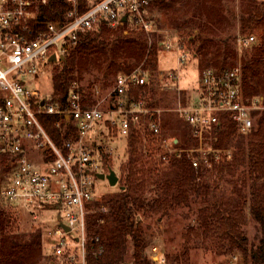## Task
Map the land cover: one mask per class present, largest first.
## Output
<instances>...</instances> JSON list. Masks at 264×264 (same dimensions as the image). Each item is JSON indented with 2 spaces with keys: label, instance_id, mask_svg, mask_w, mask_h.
<instances>
[{
  "label": "built area",
  "instance_id": "obj_1",
  "mask_svg": "<svg viewBox=\"0 0 264 264\" xmlns=\"http://www.w3.org/2000/svg\"><path fill=\"white\" fill-rule=\"evenodd\" d=\"M153 1L63 0L64 12L48 20L42 9L49 0H0V152L13 157L12 172L0 195L9 203L50 204L60 212L57 219L68 231L59 224L56 226L53 234L59 240L48 246V253L66 256L64 264H86L87 207L94 200L96 174L102 167L104 154L87 146L85 140L96 133L106 114L98 106L85 105L75 84L63 108L30 89V78L38 76L40 66L52 63L49 61L52 55L58 60L68 54L75 49L80 35L102 24L110 27L127 24L151 35L157 30L148 15ZM254 40L253 36H247L238 38V43L248 45ZM159 49L170 65L162 73L167 81L163 89L180 90V70L191 53L170 35L160 39ZM149 84V73L142 67L115 78L109 92L107 120L119 135L127 136L143 120L154 136L160 135L159 114L147 102ZM262 101L260 96L245 100L240 65L204 68L191 98L186 103L178 100L175 107L178 116L190 126L194 144L184 148L177 145L176 138L163 140L159 158L167 161L184 156L194 169L204 165L203 162L211 166L219 163L225 159L224 154H230L225 147L216 145V128L226 117L237 134L248 133L253 126V113L264 109ZM41 116H56L53 125L57 128L65 116L76 130L77 139L57 145ZM32 149L40 153V161L29 157ZM107 210L102 205L94 211ZM94 241L98 242L99 237ZM101 252L98 247L97 253Z\"/></svg>",
  "mask_w": 264,
  "mask_h": 264
},
{
  "label": "trees",
  "instance_id": "obj_2",
  "mask_svg": "<svg viewBox=\"0 0 264 264\" xmlns=\"http://www.w3.org/2000/svg\"><path fill=\"white\" fill-rule=\"evenodd\" d=\"M189 1L154 0L151 6L153 5V8L161 11L175 4H180L182 7L187 6ZM193 1L195 4L196 1ZM209 1L217 5L220 0ZM65 9L66 4L63 0H49L48 5L42 9V15H45L48 20H53L58 13L62 14ZM149 17L152 19L155 28L161 29L154 18L150 15ZM238 17L242 33L256 26L262 27L264 30V0H240ZM210 25L214 26L215 24L208 21L207 16L199 9H193L191 15L183 19L181 23H175L173 29L178 33L182 30H190L188 38L191 39L189 42L197 39L196 42L194 41L196 43L195 49L197 54H200L202 63L206 68L208 66L225 68L227 66L224 65V62L215 57L219 58L222 51L227 50V46L221 45L217 48L214 46L211 50L213 45H211L210 35L213 33L214 27H210ZM124 27L134 26L124 24L110 29L106 24H102L80 35L75 50L65 54L64 58L55 66L52 76L53 94L50 98L52 102L60 103L65 108L69 91L74 83L76 85L75 90L82 93V87L77 83L81 81L84 71H87L88 68L98 71H103L104 68L106 70L105 76H107L108 70L115 67L113 72L115 80L120 73H128L143 59L147 65H153L162 33L156 30L151 34L154 42L149 47L143 31L134 27L138 34H135L134 37L123 36L122 28ZM195 29L199 31V34L194 36L192 32ZM247 33L250 34L251 30ZM221 43L225 44V39H222ZM254 56L255 60L244 67L243 88L246 90L245 96H251L258 91L260 81H254V79L263 63L264 34L261 48L255 52ZM245 69L249 72L248 74L245 73ZM253 117L252 129L246 134H237L234 124L228 118H223L224 122L215 130L218 135L216 145L225 147L232 144L234 135L238 136L240 140L234 143L236 151L231 162H223L222 166L212 165L213 172H219L225 168L230 170L233 165L237 168L243 167L251 186L248 202L231 204L215 197L214 200L217 204L213 203L209 210L213 220L210 223L204 221L203 225L206 231H212L216 234V243L224 250L222 253L237 250L251 264H264V239L260 238L257 244L249 243L242 229L244 224L242 215L246 209L248 216L264 233V112H254ZM148 118L149 116H147ZM40 119L44 122L46 130L57 145L60 146L72 133L73 136L69 138L77 139L76 130L67 125L65 116L61 117V127L59 128L53 125L57 119L56 116H41ZM180 121L184 126V137L187 135L192 146L194 140L191 135V128L181 117ZM64 125L67 127L66 130L62 128ZM102 125L111 127L107 119L102 122ZM111 128L117 132L115 127ZM135 130L136 128L132 129L127 136H123L126 146H128L127 140L131 139V148L127 152L128 156L125 161L116 162L112 160V162L107 157L108 154L103 153L102 162L105 164L102 171L108 173L112 170L115 172L117 189L104 198V204L109 207L108 215H104L106 228L102 229V226L96 223L97 215V218L89 219L86 264L127 263L122 260L127 237L131 239L133 245L132 261L130 262L132 264H153L144 255L146 241L144 238L145 230L141 225L143 217L156 214L166 215L170 209L182 202H187L191 196L207 198L208 185L204 181L195 182V178L196 176L202 178L211 172L208 171V168L201 166L195 171L184 157H172L166 164L171 176H166L164 172H158L157 165L163 163L160 159L149 158L153 148H143V151H139L134 146L136 143L135 136L138 134ZM115 134L119 136L118 133ZM176 139L178 140L177 145H179L180 140ZM94 144L96 142L93 141L92 145L94 146ZM4 154L12 157L11 154ZM5 155H2L0 165H4L5 160H7ZM232 162L233 165H230ZM4 212L0 208V264H23L26 244L23 243L22 237L17 231L13 232L12 229H8L9 218ZM96 236L99 237L98 242L94 241ZM98 247L102 249L100 254L97 253ZM58 258H62V262L65 263L66 256Z\"/></svg>",
  "mask_w": 264,
  "mask_h": 264
},
{
  "label": "rangeland",
  "instance_id": "obj_3",
  "mask_svg": "<svg viewBox=\"0 0 264 264\" xmlns=\"http://www.w3.org/2000/svg\"><path fill=\"white\" fill-rule=\"evenodd\" d=\"M195 1V4L193 0H190L187 6L185 5L182 7L180 4H175L161 11H157L153 8V5H150L151 7L148 9V15L153 17L157 25L161 28L157 29L162 33L161 39L164 38V35H170L172 39H178L191 53V56L180 70L178 82V88H180V90L167 91L163 89L167 81L166 77L162 76V73L166 72V70L170 68V65L168 64L166 56L161 53L160 49L156 51L152 66L147 65L144 59L134 66V68L142 67L148 71L150 83L146 88L148 106L150 109H153L156 114H159L160 135H152L153 138L144 120L135 130L138 134L135 136L136 143L134 146H136L139 151H143V148H153L150 151V159H160L159 155L163 140H168L172 137L180 140L179 147H191L187 135L184 137V126L175 111V107L178 100L186 103L191 98L193 90L198 87V76L206 66L203 65L202 58L199 53L197 54V50L195 49V42L197 39L189 42V39H191L190 37L188 38L190 30H182L179 34L174 31L173 28L175 23H181L183 19L189 17L193 9H199V11L207 16L208 21L215 24L214 26L210 25V27H214L213 33L210 35L211 45H213L211 50L214 46L215 48L221 45L223 47L225 45L227 46V50H223L222 55L219 56V58H215L217 60L221 59L227 68L240 65L242 69V90L244 98L249 100L252 99V97L260 96L263 98L262 102L264 105V58L262 67L254 79V81H260L258 91L251 94V96H245L246 90L243 88L244 67L250 65L255 60L254 54L261 48L264 34L263 28L256 26L253 29L247 30L245 33L241 32L238 17L240 0H220L217 5L212 4L209 0ZM108 27L110 29L116 28ZM250 30L251 33L248 34L247 32ZM122 31L123 36L129 35L134 37L135 34H138L134 27H124ZM144 34L147 45L150 47L154 42L153 35ZM192 34L194 36L198 35L199 31L195 29ZM247 36L254 37L255 40L253 43L240 45L238 43V38ZM222 39H225V44L221 43ZM207 46H209V44H207ZM226 54L227 56H224ZM60 60V57L58 60L55 58V61H50L52 63L40 66L38 69V76L30 78L29 88L37 91L46 98H52V76L55 71V66L58 65ZM208 67L220 68L218 66ZM105 71L104 68L103 71L88 68L87 71H84L82 79L77 85L82 87V93L80 92V94L83 103L88 106H98L103 109L106 114L105 117L108 119L109 115L107 111L110 108V106H108L109 92L114 82L115 74L113 72L115 71V67L108 70L107 76H105ZM245 73L248 74L249 72L245 69ZM262 112H264V109L260 110L258 113ZM67 125L72 128L71 125ZM62 128L66 130L67 127L64 125ZM115 133L117 132L111 127H104L101 123L98 125L96 133L89 135L85 143L90 147L93 146V141L96 142L93 147L99 149L102 153H107V157L111 161H125L128 156L127 152L131 148V139L127 140L128 146H126V141L123 136H118ZM72 136L73 133L70 134L69 137L71 138ZM69 137L68 139H70ZM186 140L187 142L185 143ZM239 140L238 136H233L232 144L225 146L230 155L224 154L223 156L225 157L223 158L225 159H221L219 163H216V166H220L223 162H231L233 160L236 151L234 143ZM2 155L5 154L0 152V160ZM5 156L7 160H5L4 165H0V192L7 184L9 175L12 172L11 161L13 157ZM29 157L34 161H40L41 159L40 153L35 149L31 150ZM171 158L167 161L160 159L163 164L157 165L158 172H164L166 176H171V172L166 165ZM198 159L199 161H203L202 157ZM104 164L105 163L102 162V167ZM203 164L202 167L208 168V171L211 172H208L202 178L196 176L195 182L204 181L205 184L208 185L207 198H196L191 196L187 202H182L180 205L174 206L166 215L161 216L156 214L143 217L141 225L145 230L144 238L146 241L144 255L148 257L153 264H251V262L247 259L245 260L243 254L237 250L222 253L224 250L217 245L216 234L212 233V231H206L203 225L204 221L210 223L213 220L209 214V210L213 203L217 204L214 199L220 198L219 200L223 199L231 204L248 202L247 199L250 197L251 186L246 172L243 167L237 168L233 165V162L230 164L233 165L230 170L225 168L219 172H213V166L209 163L203 162ZM102 167L98 173L107 174V172L102 171ZM196 170L197 169H195V171ZM95 182L94 200L87 207L89 212L86 216V235L88 234L90 218H97L98 216L96 223L101 225L102 229L106 228L104 215L109 212V207L104 204V198L117 189L116 185L110 186L105 179L101 180L97 178ZM102 205L107 207V212L99 213L94 211ZM0 208L5 211L4 213L9 218L8 229H12L13 232L17 231L22 237L23 243L26 244L23 264L63 263L62 258L54 257L48 253V246L52 243H57L59 240V238L53 234L56 226L61 221L57 219L60 212L56 210L54 206L50 204L38 205L36 202L9 203L8 201H4L0 195ZM242 219L244 221L242 229L249 243L257 244L260 238L264 239V233H262L261 228L250 216H248L246 209L243 212ZM132 252V241L127 237L122 260L131 263Z\"/></svg>",
  "mask_w": 264,
  "mask_h": 264
},
{
  "label": "water",
  "instance_id": "obj_4",
  "mask_svg": "<svg viewBox=\"0 0 264 264\" xmlns=\"http://www.w3.org/2000/svg\"><path fill=\"white\" fill-rule=\"evenodd\" d=\"M123 20H124V18H123ZM64 57L63 56H60V59L62 60ZM49 61H55V56H51L50 58H49ZM97 178H99V179H101V180H103V179H105V180H107V182H108V184L110 185V186H115L116 184H117V176H116V174H115V172L114 171H109L107 174H104V173H97ZM59 225L60 226H62L63 227V229L65 230V231H68V228L66 227V226H64L63 224H61V223H59Z\"/></svg>",
  "mask_w": 264,
  "mask_h": 264
}]
</instances>
